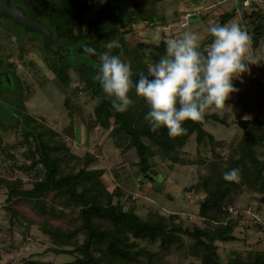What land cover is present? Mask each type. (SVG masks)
<instances>
[{
    "label": "trees",
    "instance_id": "16d2710c",
    "mask_svg": "<svg viewBox=\"0 0 264 264\" xmlns=\"http://www.w3.org/2000/svg\"><path fill=\"white\" fill-rule=\"evenodd\" d=\"M19 1L23 2L30 15L40 17L43 25L51 31V47L57 52L46 51L41 46L40 34L24 32L5 18H0L2 38H13L19 51L18 57L35 47L40 51L46 71L52 77L45 79V69L33 65V62L29 66L35 67V78L40 85L49 80L63 91V105L70 121L62 131H57L23 110L24 83L15 69V63L8 61L9 52L5 53L4 59L10 67L8 85L14 91V98L10 100L15 104H12L13 112L9 115L10 124L0 123V127L3 130L6 127L13 129L20 139L4 145L0 139V152L8 147L23 148L26 163L18 168L29 177L27 186L21 178L8 180L0 177V189L4 188L6 195L2 217H8L10 226H14L20 218L27 220L15 206L21 201L39 218L38 228L50 242L46 251L71 256L70 260L60 264H156L164 253L183 247V235L190 239L189 252L199 264H264V250H254L245 255L234 252V255L222 261L215 244V241L224 243L237 239L232 233L235 223L228 209L234 208L244 188L252 191V194L264 195V159L258 155L264 148V136L253 129L264 126V119L257 116L240 118L237 125L242 133L231 146L228 159L223 164L211 162L207 166V173L194 183L196 188L202 189L204 196L198 206L202 225L192 227L177 222L178 216L175 214L164 216L155 209H149L143 217L139 216L129 195L124 197V200H129L124 207L120 201L124 192L118 187L119 184L109 191L102 179L104 169L93 167L98 157L87 151L82 154L73 152L62 137L65 134L70 138L76 136L79 140L81 137L87 140L93 128L108 130L114 147L121 152L135 151L137 160L133 165L139 182L147 181L144 175L155 174L153 156L168 163H179L178 151L191 134H195L197 142L206 137L213 144H222L203 128L209 120L225 123L217 113H204L200 120L185 121L182 126L186 132L170 138L164 128L155 132L149 130L143 119L147 105L143 99L136 97L134 88L129 92L133 103L126 111L119 113L111 108L98 82L92 79L98 60L96 56L85 53L83 48L88 45L99 53L108 51L106 45L110 42L120 45L117 48L114 44L111 54L119 55L120 59L123 56L131 57L129 65L133 83L139 73L147 75L145 56L147 54L150 61L157 60L164 52L165 39H160L159 46L144 40L131 44L123 30L131 24H149L156 19L162 22L164 15L147 7L149 1L154 3L156 0ZM261 1L264 0H249L243 9L252 56L253 51L264 50V9L259 4ZM233 16V8L223 10L217 16V24L224 25ZM210 42L211 36L203 39L200 41L201 48ZM4 48V43H0V52ZM258 64L264 71V64ZM2 67L0 72L3 71ZM72 82H76L74 86H71ZM78 92L89 94L97 100L92 117L82 120L86 131L81 134L72 122L75 114L82 113L73 101ZM0 94L4 92L0 91ZM233 168L239 170V178L225 181L223 174ZM65 209L68 210L67 214ZM58 217H73L71 220L74 219L75 223L71 226L54 224L52 219ZM153 244L155 246L150 247ZM22 264L54 263L29 258Z\"/></svg>",
    "mask_w": 264,
    "mask_h": 264
},
{
    "label": "rangeland",
    "instance_id": "374dc122",
    "mask_svg": "<svg viewBox=\"0 0 264 264\" xmlns=\"http://www.w3.org/2000/svg\"><path fill=\"white\" fill-rule=\"evenodd\" d=\"M132 1L138 2L139 0ZM214 1H203L202 3L206 7L202 10H197L200 7L199 0H156L154 3L149 1L147 7L163 14L164 20L161 22L160 19H156L149 24H131L123 32L131 44L142 40L149 41L148 35L152 32L157 33L163 40L178 38L186 31L197 34L201 39L204 34L208 33L207 28L217 22L220 8ZM232 2V0H228L225 4L228 6L225 8L231 7ZM259 4L264 9V1L259 2ZM178 6L203 13L206 18L190 17L188 24L180 26L177 24L178 16L183 10L180 13L176 12ZM2 34L0 31V43H4L6 48L0 52V57L4 58L5 53L9 52L8 61L15 63V69L24 83L23 110L40 122L46 123L57 131H62L70 121L63 105V91L58 89L52 81L46 80L43 85H40L35 78L36 69L33 65H37L46 71L42 54L35 47L22 53V57H18L19 51L16 43L13 42V38L6 40L2 38ZM261 51L264 50L253 51V56L250 52L248 54L256 63L262 64L264 54H261ZM121 60L129 64L131 57L123 56ZM31 62L35 63L31 65L33 68L29 66ZM46 73L45 79L52 77L51 73L47 71ZM254 73V64H250L247 72L241 75L239 79L233 80L234 87L239 86L240 90L229 95L223 108L210 107L205 110V113L215 112L225 120L224 124L209 120L203 125V128L213 135L214 140L220 141L222 144H213L206 137L197 142L195 134H191L178 151L179 163H168L158 156L152 157L155 174L149 175L151 178H147V181L139 182L138 180L136 168L133 165L137 160L135 151L130 149L121 152L120 149L114 147L108 130L99 127L93 128L88 133L87 140L83 137L79 140L76 136L70 138L65 134H62V137L73 152L82 154L87 151L98 157V162L93 167L104 169L102 179L109 191L117 183L119 184L118 187L124 192L123 198L120 199L124 207L129 203V200H124V197L129 195L134 201L136 213L141 217L149 209H155L164 216L177 215L176 221L183 226H200L202 224L198 216V206L204 193L202 189L196 188L194 183L207 173V166L211 162L223 164L228 159L231 146L236 143L242 133L237 125L240 118L251 119L253 116H257L264 119V89L258 88ZM71 76L73 77L74 74L72 73ZM249 80L253 82L252 85L249 84ZM75 83L72 82L71 86H74ZM11 88L7 84L0 88V91L4 92V94H0L1 124H10L9 115L10 112H13L12 104H15V101L10 100L14 98V91ZM82 92H78L73 97L74 103L82 111L79 115L75 114L72 121L78 133L86 131V126L82 120H88L92 117V110L97 102L95 98ZM253 129L254 132L264 136V126ZM0 139L4 145L13 143L20 137L13 129L6 127L3 130L0 127ZM260 153L258 152L259 157L264 159V148ZM24 158L23 148L12 149L8 147V149L0 152V177L8 180L21 178L25 182L24 185L27 186L29 177L18 168L22 163H26ZM168 164L172 165L167 166ZM252 193V191L244 188L234 208L229 207L228 209L235 223L232 233L237 239L224 243L215 241L217 253L222 261L234 255V252L245 255V253L249 254L254 250H264V195ZM5 197L4 188L0 189V264H22L25 259L29 258L60 264L71 259V256L67 254L57 255L46 251L50 242L38 228L39 218L34 216L29 207L21 201L17 202L15 206L24 213L27 220L20 218L14 226H10L8 217H2ZM64 211L67 214L68 210L65 209ZM72 218L58 217L52 219V222L62 226H71L75 223L74 219L71 220ZM182 240V248L177 247L178 250L174 249L164 253L156 264H199V261L189 252L190 239L183 235ZM155 244L150 245V247L155 246Z\"/></svg>",
    "mask_w": 264,
    "mask_h": 264
},
{
    "label": "clouds",
    "instance_id": "9594fccd",
    "mask_svg": "<svg viewBox=\"0 0 264 264\" xmlns=\"http://www.w3.org/2000/svg\"><path fill=\"white\" fill-rule=\"evenodd\" d=\"M207 32L211 42L203 48L193 32L166 39L164 52L157 60H148L146 54L147 75L139 73L135 83L131 66L119 55L111 54L114 44L120 47L118 43H108V51L97 53L88 45L83 51L96 56L98 67L92 79L98 82L115 112L122 113L133 103L129 92L134 88L136 97L147 105L143 119L149 130L164 128L172 138L186 132L182 126L185 121L202 119L210 107L221 109L229 95L237 91L233 80L254 64L248 54L250 37L237 23L212 24ZM148 40L153 45L160 44L155 32L148 35ZM222 178L237 180L239 170L230 169Z\"/></svg>",
    "mask_w": 264,
    "mask_h": 264
},
{
    "label": "water",
    "instance_id": "95a60500",
    "mask_svg": "<svg viewBox=\"0 0 264 264\" xmlns=\"http://www.w3.org/2000/svg\"><path fill=\"white\" fill-rule=\"evenodd\" d=\"M11 0H0V18H5L7 21H11L14 25L20 27L22 31L38 33L41 36V46L52 53H56L57 50L52 49V33L51 31L41 24L38 18H31L27 12L21 6L10 5ZM4 62V58L0 57V66ZM1 73V72H0ZM146 178L151 176L144 175Z\"/></svg>",
    "mask_w": 264,
    "mask_h": 264
},
{
    "label": "built area",
    "instance_id": "2783aa9c",
    "mask_svg": "<svg viewBox=\"0 0 264 264\" xmlns=\"http://www.w3.org/2000/svg\"><path fill=\"white\" fill-rule=\"evenodd\" d=\"M233 1V12L235 13V16L238 19V25L249 35L246 27V23L244 22V11L243 9L247 7L249 0H232ZM193 15V12L190 11H184L181 12L178 16V22L177 24L180 26H184L185 24H188L190 17ZM254 61V69H255V77H256V83L259 89H264V71L259 66L258 63ZM237 91L240 90V87H236ZM1 255V253H0Z\"/></svg>",
    "mask_w": 264,
    "mask_h": 264
},
{
    "label": "crops",
    "instance_id": "0c3cea01",
    "mask_svg": "<svg viewBox=\"0 0 264 264\" xmlns=\"http://www.w3.org/2000/svg\"><path fill=\"white\" fill-rule=\"evenodd\" d=\"M200 1V7L197 9V10H202L204 7H206V5H203V1H208V0H199ZM214 0H212V2H213ZM215 2V4H217V7H219L220 9H219V13L218 14H220L223 10H229V9H231V8H233V2H232V4L230 5L231 7H227V8H225L226 6H228V5H225L226 4V2H228V0H215L214 1ZM223 5V7H221V6ZM181 10H183V11H190V12H193V18H206V17H203V13H198V12H195V10H191V9H187V8H183V7H177V10L176 11H178V13H180V11ZM198 14H200V15H198ZM216 22V21H215ZM228 22H235V23H237L238 24V19H237V17L236 16H233L231 19H229L226 23H228ZM214 24H217V22L216 23H214ZM208 37H210V34H204L203 35V38H201L200 39V41H202L203 39H205V38H208ZM248 52H250V48H249V51ZM261 54H264V51H261ZM263 58H264V56H263ZM262 64H264V61H263V63ZM244 73H242L241 75H243ZM250 77H251V75H250ZM252 79V78H251ZM253 80V79H252ZM252 81L251 80H249V84H251L252 85ZM261 103V102H260ZM262 104V103H261ZM260 105V104H259Z\"/></svg>",
    "mask_w": 264,
    "mask_h": 264
},
{
    "label": "flooded vegetation",
    "instance_id": "af4514ba",
    "mask_svg": "<svg viewBox=\"0 0 264 264\" xmlns=\"http://www.w3.org/2000/svg\"><path fill=\"white\" fill-rule=\"evenodd\" d=\"M10 5L11 6H15V5L21 6L26 11L23 2H20L19 0H11L10 1ZM26 12H27V14H28L29 17H31V18H38L39 21L41 22V24H43V22L41 21L40 17H38L37 15H30L31 13L29 14V11H26ZM4 62H3L4 64L2 63V65H3L2 70L3 71L0 73V88L4 87L6 84L8 85V83H9L8 82V78H7L8 77L7 76V73H9L10 67L7 66V62L8 61L6 59H4Z\"/></svg>",
    "mask_w": 264,
    "mask_h": 264
}]
</instances>
